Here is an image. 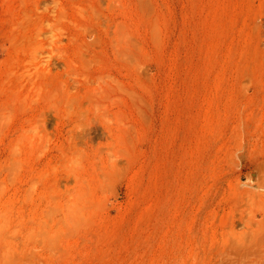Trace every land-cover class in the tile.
Masks as SVG:
<instances>
[{
	"label": "rangeland",
	"instance_id": "1",
	"mask_svg": "<svg viewBox=\"0 0 264 264\" xmlns=\"http://www.w3.org/2000/svg\"><path fill=\"white\" fill-rule=\"evenodd\" d=\"M0 264H264V0H0Z\"/></svg>",
	"mask_w": 264,
	"mask_h": 264
},
{
	"label": "bare ground",
	"instance_id": "2",
	"mask_svg": "<svg viewBox=\"0 0 264 264\" xmlns=\"http://www.w3.org/2000/svg\"><path fill=\"white\" fill-rule=\"evenodd\" d=\"M252 173H251V175H249V177L247 178V181L249 182V183H257V173L255 172V171H251Z\"/></svg>",
	"mask_w": 264,
	"mask_h": 264
}]
</instances>
